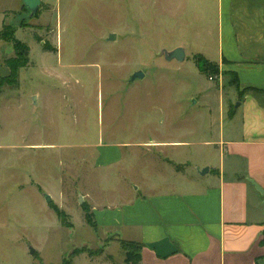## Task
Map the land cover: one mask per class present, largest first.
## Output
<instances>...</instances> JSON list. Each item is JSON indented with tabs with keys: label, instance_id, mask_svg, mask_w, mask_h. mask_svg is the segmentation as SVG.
I'll return each mask as SVG.
<instances>
[{
	"label": "rangeland",
	"instance_id": "obj_1",
	"mask_svg": "<svg viewBox=\"0 0 264 264\" xmlns=\"http://www.w3.org/2000/svg\"><path fill=\"white\" fill-rule=\"evenodd\" d=\"M210 2L41 0L33 16L22 0H0V30L7 23L29 46L18 84L0 89V264H97L108 252L113 256L103 260L123 262L125 250L111 241L114 233L90 227L83 206L92 210L124 198L133 158L143 173L151 159L188 157L189 171L199 174L195 166L208 158L198 145L206 138L201 121L207 113L191 105L181 117V108L200 87L211 89V98L217 90L207 80L198 87L191 60L167 62L164 52L212 26ZM14 56L11 41L0 38V77L9 72L5 59ZM137 70L143 78L130 81ZM231 78L223 77L228 94ZM185 126L198 129L196 145L184 147L187 154L131 146L142 136L180 135ZM103 150L118 161L94 168Z\"/></svg>",
	"mask_w": 264,
	"mask_h": 264
},
{
	"label": "crops",
	"instance_id": "obj_2",
	"mask_svg": "<svg viewBox=\"0 0 264 264\" xmlns=\"http://www.w3.org/2000/svg\"><path fill=\"white\" fill-rule=\"evenodd\" d=\"M210 3L212 26L208 23L189 44L178 45L185 52L183 61L191 60L197 69L193 74L198 87L207 80L217 90L211 98L212 90L200 87L190 96L192 103L181 108V117L191 105L207 113L201 121L206 138L198 145L206 147L208 158L198 161L195 170L208 167V172L192 174L186 156L178 162L151 159L142 173L133 158L128 167L135 173L127 174L131 178L123 189L125 197L110 206H92L97 228L113 232L112 242L140 243L141 257L135 264H264V0ZM195 53L217 63L225 74L209 80L198 70ZM228 76L229 94L223 86ZM227 94L239 103L234 109L227 106ZM197 131L185 126L180 135L142 136L131 146L154 152L182 148L187 154L184 147L196 145ZM105 152L97 154L94 168L118 161L108 160ZM173 164L187 167L176 171ZM107 255L113 256L108 252L96 263L125 264L103 260Z\"/></svg>",
	"mask_w": 264,
	"mask_h": 264
},
{
	"label": "trees",
	"instance_id": "obj_3",
	"mask_svg": "<svg viewBox=\"0 0 264 264\" xmlns=\"http://www.w3.org/2000/svg\"><path fill=\"white\" fill-rule=\"evenodd\" d=\"M24 5V4H22ZM25 6V5H24ZM26 8V6H25ZM38 10L34 13L33 16L37 14ZM0 38H4L6 41H11L13 50H14V57H8L5 59V64L7 65L9 72L8 74L0 77V89L3 86H16L18 84V76L19 71L21 68H24L27 66L29 59V46L22 42L19 38L14 36L13 30H11L10 26L3 22L2 29L0 30ZM193 60L198 68V70L207 75V76H215L219 73V67L217 63H214L210 60H208L206 57H204L200 53L193 54ZM236 80V77L235 79ZM176 171H180L183 169V166L181 164H173ZM84 211V220L85 222L92 228H97V224L94 220L93 212L87 205L83 206ZM56 213L59 218V220L66 224L63 218V212L59 211L56 208ZM112 239V238H111ZM110 240V239H109ZM121 247L125 250V258L124 263L125 264H135L140 260L141 254L140 249L141 245L137 241H131V240H125V239H118ZM262 242H264V231H263V238ZM132 245L135 246L136 250L135 253L132 252ZM108 255L107 258L111 259ZM71 264V261L68 263Z\"/></svg>",
	"mask_w": 264,
	"mask_h": 264
},
{
	"label": "water",
	"instance_id": "obj_4",
	"mask_svg": "<svg viewBox=\"0 0 264 264\" xmlns=\"http://www.w3.org/2000/svg\"><path fill=\"white\" fill-rule=\"evenodd\" d=\"M23 4L30 10V14L34 15V13L38 10V7L40 5L41 0H22ZM115 35L114 34H109V39H114ZM164 57L166 60H172L175 59L178 62H182L185 58V52L183 47L177 46L174 49L170 51H165L164 52ZM144 73L141 70L134 71L132 75L130 76V81H133L136 78H143ZM33 99H35V96H33ZM239 103H236V107L238 106ZM208 172V167H203L202 169L199 170L200 175H204L205 173ZM45 201L47 203L51 202V197L48 194L44 195ZM79 202H82V198H79ZM34 249L30 247L29 253L33 254Z\"/></svg>",
	"mask_w": 264,
	"mask_h": 264
},
{
	"label": "built area",
	"instance_id": "obj_5",
	"mask_svg": "<svg viewBox=\"0 0 264 264\" xmlns=\"http://www.w3.org/2000/svg\"><path fill=\"white\" fill-rule=\"evenodd\" d=\"M217 76L215 75V76H208V79L209 80H213V79H215Z\"/></svg>",
	"mask_w": 264,
	"mask_h": 264
}]
</instances>
